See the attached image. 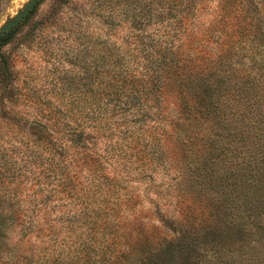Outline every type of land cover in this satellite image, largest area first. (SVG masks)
I'll return each mask as SVG.
<instances>
[{
  "label": "trees",
  "instance_id": "1",
  "mask_svg": "<svg viewBox=\"0 0 264 264\" xmlns=\"http://www.w3.org/2000/svg\"><path fill=\"white\" fill-rule=\"evenodd\" d=\"M211 1L136 0L70 107L0 106V264H264V11ZM13 81L0 54V104ZM132 184L169 199L172 236Z\"/></svg>",
  "mask_w": 264,
  "mask_h": 264
},
{
  "label": "rangeland",
  "instance_id": "2",
  "mask_svg": "<svg viewBox=\"0 0 264 264\" xmlns=\"http://www.w3.org/2000/svg\"><path fill=\"white\" fill-rule=\"evenodd\" d=\"M28 1L0 0V27ZM135 3L138 4L136 0H41L0 49L14 75L12 86L16 97V100L9 98L0 106L7 112L15 110L26 115L55 106L70 107L71 97L84 91V48L87 45L95 48L116 46L128 39L134 25L131 14ZM246 3L250 9L264 11V0H248ZM218 5L219 1H211L204 11L207 18L211 19L209 14L218 11ZM262 15L264 18V12ZM173 99L171 91L168 100ZM169 107V113L173 114L171 102ZM0 129L2 132L6 130L4 127ZM139 187L132 184L120 191L125 197L137 196V205H130L129 210L134 209L136 214L141 213L142 217L155 221L151 227L159 229L161 236H172L169 229L162 230L158 222H172L174 208L156 212L169 199L158 198L145 185ZM159 192L165 195L168 190ZM144 222L147 225L148 222Z\"/></svg>",
  "mask_w": 264,
  "mask_h": 264
},
{
  "label": "water",
  "instance_id": "3",
  "mask_svg": "<svg viewBox=\"0 0 264 264\" xmlns=\"http://www.w3.org/2000/svg\"><path fill=\"white\" fill-rule=\"evenodd\" d=\"M41 0H29L15 16L3 23L0 27V38L12 32L31 12L37 7Z\"/></svg>",
  "mask_w": 264,
  "mask_h": 264
}]
</instances>
